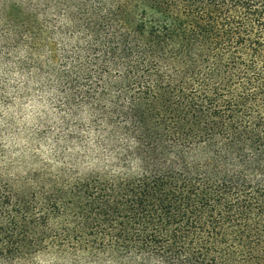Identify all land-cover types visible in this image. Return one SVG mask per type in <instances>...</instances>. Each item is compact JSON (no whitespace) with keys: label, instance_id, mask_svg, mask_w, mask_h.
I'll return each instance as SVG.
<instances>
[{"label":"trees","instance_id":"1","mask_svg":"<svg viewBox=\"0 0 264 264\" xmlns=\"http://www.w3.org/2000/svg\"><path fill=\"white\" fill-rule=\"evenodd\" d=\"M1 3L54 122L0 167V264H264V0Z\"/></svg>","mask_w":264,"mask_h":264},{"label":"rangeland","instance_id":"2","mask_svg":"<svg viewBox=\"0 0 264 264\" xmlns=\"http://www.w3.org/2000/svg\"><path fill=\"white\" fill-rule=\"evenodd\" d=\"M1 7L0 0V17ZM16 60L14 50H9V55L3 52L0 60V167L10 166L12 171L35 147L48 152L51 135L45 130L48 122H54L52 96L32 83L24 84L16 72ZM24 166L22 163L21 169Z\"/></svg>","mask_w":264,"mask_h":264}]
</instances>
